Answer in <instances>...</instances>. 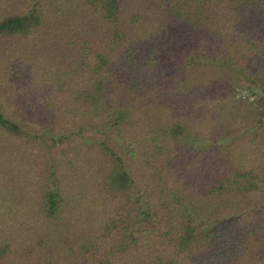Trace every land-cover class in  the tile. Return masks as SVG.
<instances>
[{"label": "trees", "instance_id": "1", "mask_svg": "<svg viewBox=\"0 0 264 264\" xmlns=\"http://www.w3.org/2000/svg\"><path fill=\"white\" fill-rule=\"evenodd\" d=\"M0 264H264V0H0Z\"/></svg>", "mask_w": 264, "mask_h": 264}]
</instances>
